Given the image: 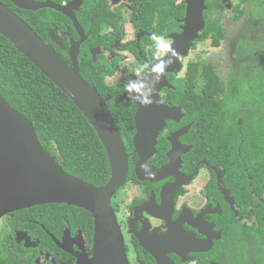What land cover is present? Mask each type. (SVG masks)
I'll use <instances>...</instances> for the list:
<instances>
[{"label":"trees","instance_id":"16d2710c","mask_svg":"<svg viewBox=\"0 0 264 264\" xmlns=\"http://www.w3.org/2000/svg\"><path fill=\"white\" fill-rule=\"evenodd\" d=\"M51 1L61 4L70 0ZM125 1L131 9L128 15L131 26L136 31L147 33L140 44L142 51L144 47L153 46V33L167 38L172 33L180 32L181 20L185 13L184 0ZM0 2L24 21L45 44L52 47L60 58L69 63V39L78 40L70 20L50 9L23 11L8 0ZM244 5L251 7L250 13L264 28V0H236L231 15L234 21L240 20L246 13ZM205 6V26L200 39L193 43L192 49L200 41H209L211 47L218 48L226 37L222 26L224 5L218 0H208ZM75 16L88 34L86 41L80 46L77 59L79 74L105 102L120 133L125 151L130 153L136 107L125 91V80L113 85L106 84V77L113 75L116 63L110 67L101 57L93 61L88 51L96 47L108 48L115 40L121 38V14L110 11L105 0H83ZM111 28L112 35H104L106 30ZM50 33L59 36L66 50L51 42ZM132 54L144 65L133 46ZM256 67L261 69L259 73L245 78L240 72L239 78H233L228 85L210 64L192 63L187 67L182 80H170L174 90H164L167 105L181 107L186 120L192 119L191 134L207 132L208 136L202 135L199 139L200 144L208 148L206 159L217 157L221 163L235 166L232 170L234 179L246 178L244 170L236 168L237 165L243 164L250 180H264V61ZM137 68L129 72V76L134 74ZM199 80L203 83L202 87L198 86ZM0 96L29 121L43 149L51 156L53 150L56 152L60 167L66 174L94 187L107 183L110 167L106 152L93 127L70 99L1 34ZM234 116L242 119L241 127L236 130L230 128L231 123L226 120ZM160 143L158 142L154 160L164 159ZM66 228L71 232L81 230L87 242L91 244L93 219L82 209L50 204L14 213L8 217L5 230L0 234V264H38L36 260L40 251L46 249V244L52 246L44 230L59 237ZM15 231H24L30 237H36V247L25 248L16 244Z\"/></svg>","mask_w":264,"mask_h":264},{"label":"flooded vegetation","instance_id":"af4514ba","mask_svg":"<svg viewBox=\"0 0 264 264\" xmlns=\"http://www.w3.org/2000/svg\"><path fill=\"white\" fill-rule=\"evenodd\" d=\"M105 1L110 11L121 14V38L115 40L108 48L96 47L99 53L95 61L101 57L110 67L118 62L113 75L106 77L105 80L106 84L113 85L120 80L113 83L108 81L120 72L119 65L123 61L132 62L129 72L135 67L142 66L132 54V46L138 51L139 60L144 65L150 66L155 62L150 51L152 46L144 47L143 51L140 49V44L147 33L136 31L129 23L128 15L131 10L129 3L120 0L118 5L113 6L110 0ZM125 24L133 29L134 38L129 41L123 39ZM222 26L228 28L227 25L222 24ZM259 28L257 31L252 29V36L258 39L260 46L263 47L264 28L262 25ZM112 33L111 28L106 30L104 35H112ZM54 37L59 39L58 44L55 45L66 50L59 36L54 34ZM233 46L225 62L221 61V58L199 55H195L190 60L188 54L180 59L182 70L178 74L166 75L167 82L170 84V80H182L187 67L192 63L210 64L228 85L233 78H239L240 72L246 78L261 71L256 67L264 61L261 51L250 52L247 49L249 46L247 41L240 43L238 40ZM68 49L69 46L67 52ZM90 50L92 49H88L89 53ZM129 72L121 80H127L136 74L135 72L129 76ZM148 72L149 68L143 73ZM202 85L199 80L198 86L202 87ZM164 90L168 89H163L160 97L165 101ZM226 120L231 123L230 128L235 130L242 125V119L239 117L234 116ZM183 121H188L184 114L179 122H166L157 138L156 154L153 156V158L157 156L156 148L158 142H161L160 149L164 152V159L151 158L145 163V167L155 170L166 167L169 164L168 154L173 145L170 139L188 128L186 133L177 138L178 148L181 151L180 163L174 164L173 169L164 178L140 180L135 172L138 157L130 156L127 161L125 182L111 198L110 206L122 235L128 264H264V180H250L243 164L237 165L236 168L243 169L246 178L234 179L232 170L235 166L225 165L217 157L207 160L208 148L199 141L202 135H207V132L191 134L192 119L186 123ZM133 137L132 151L127 153L128 155L134 150ZM53 156L59 160L54 151ZM132 158L133 161L130 160ZM14 213L0 219V234L5 230L8 217ZM66 230L69 229L66 228L59 237L44 230L52 246L46 244V249L40 251L36 260L38 264H76L78 257L91 258L92 239L89 244L79 229L74 232L69 230L66 247L70 253L57 247L53 239L63 243ZM20 232L25 233L31 243L38 242L36 237H30L27 232L15 231L16 244L24 246L23 241L16 242V234Z\"/></svg>","mask_w":264,"mask_h":264},{"label":"water","instance_id":"95a60500","mask_svg":"<svg viewBox=\"0 0 264 264\" xmlns=\"http://www.w3.org/2000/svg\"><path fill=\"white\" fill-rule=\"evenodd\" d=\"M8 1L19 10L36 12L41 9H50L70 20L78 40L69 39L68 63L60 58L52 47L45 44L24 21L0 2V34L69 98L93 127L106 152L110 173L107 183L99 187L66 174L61 169L58 159L43 149L29 121L11 108L0 96V219L17 211L43 205L63 204L77 207L92 216L93 234L91 258L85 256L79 259L78 257L76 264H128L122 235L110 201L125 182L127 161L130 156L138 157L135 172L140 180L164 178L173 169L174 164L180 163L181 151L178 148L177 138L186 133L188 128L170 139L173 145L168 154L169 164L166 167L159 170L145 167V163L156 154L157 138L166 122H179L183 116L181 108L169 107L160 97V92L163 89L174 90L167 82L166 75L178 74L182 70L180 59L187 56L193 43L200 39L205 26L203 18V13L207 9L205 3L208 0H184L185 13L181 20L180 32L169 35L178 57L174 59L171 66L166 67L159 83L155 84V93L152 97L155 102L145 107L130 98L136 107L134 150L130 155L125 151L120 133L105 102L78 71L77 59L80 46L88 37L75 16L83 0H71L66 4H56L51 0ZM110 1L113 6L120 3V0ZM218 1L224 5L225 9L231 7L228 0ZM49 36L53 44H58L59 39L55 38L53 33ZM97 53H99L98 48L90 50L93 61ZM152 65L149 66L148 73L141 74L149 85L156 79L151 71ZM136 78L134 74L125 80L124 88L129 80H136ZM68 236L69 230H66L63 243H58L55 239L53 241L57 247L70 253L66 247ZM22 241L25 248L36 247L25 233L16 234V242Z\"/></svg>","mask_w":264,"mask_h":264},{"label":"rangeland","instance_id":"374dc122","mask_svg":"<svg viewBox=\"0 0 264 264\" xmlns=\"http://www.w3.org/2000/svg\"><path fill=\"white\" fill-rule=\"evenodd\" d=\"M229 4L231 5L230 8H226L224 14L222 15V24L227 25V29L224 28L226 37L221 42L219 48H213L211 45H209V41H205L204 43L197 44L196 48L194 50H191L189 53V59L192 60L195 55L199 56H205V57H215V58H221V61L225 62V58L229 56V54L232 52L233 45L235 42L240 40V43L247 41L249 43V46L247 49L251 51H261L264 52V46H260L258 39H254L252 36L253 30H258L261 27V22L255 18L250 12L251 7L244 5V9L246 10V13L240 18L238 21H234L232 19V10L231 8L236 3V0H228ZM126 24L128 22L126 21ZM124 25L125 28V35H124V41H129L130 39L134 38L133 29L128 26ZM253 29V30H252ZM127 56V54H125ZM131 61V60H130ZM116 66L118 65V62L116 61ZM127 63H129L127 65ZM132 62L129 61H123L119 65L120 72L116 74V76L108 81V83H113L114 81L121 80L125 77V75L129 72V66L132 65ZM54 151V150H53ZM55 152V151H54ZM56 153V152H55ZM57 155V154H56Z\"/></svg>","mask_w":264,"mask_h":264},{"label":"clouds","instance_id":"9594fccd","mask_svg":"<svg viewBox=\"0 0 264 264\" xmlns=\"http://www.w3.org/2000/svg\"><path fill=\"white\" fill-rule=\"evenodd\" d=\"M154 42L150 49L152 59L154 62L151 67V71L155 74V82L151 85L146 83L142 78V73L147 71L149 68L148 64L142 65L136 69V80H129L125 85V89L129 94V97L139 103L141 106H151L155 101L153 95L155 93V84L159 83L160 78L164 75L165 69L171 66L174 59L178 57V53L172 47V42L167 39L164 35H157L155 33L151 36ZM167 57V59H164Z\"/></svg>","mask_w":264,"mask_h":264}]
</instances>
